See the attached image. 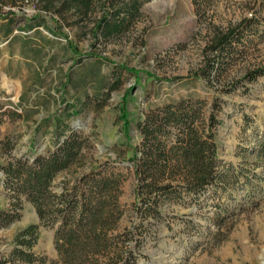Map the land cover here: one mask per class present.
Segmentation results:
<instances>
[{"label":"rangeland","instance_id":"rangeland-1","mask_svg":"<svg viewBox=\"0 0 264 264\" xmlns=\"http://www.w3.org/2000/svg\"><path fill=\"white\" fill-rule=\"evenodd\" d=\"M102 1H95L87 24H68L52 10L56 0L0 3V139L9 137L13 153L31 154L53 147L71 127L82 129L93 145L84 150L83 162L59 172L55 181L110 160L123 178L121 225H131L138 221L128 160L129 145L141 138L137 117L156 102L180 96L218 97L219 155L232 163L238 178L226 187L206 188L200 203H167L161 218H146L137 264H264V156L258 152L264 143V74L241 79L264 61V0H147L129 29L107 40L90 29ZM244 16H255L260 29L208 82L198 73L208 43ZM88 51L110 60L83 56ZM116 62L135 72L122 71ZM68 71L73 79L87 73L77 82L78 91L73 82L65 84ZM113 71L121 82L105 104L85 105L79 113L67 109V101L79 106L78 97L92 92V81H111ZM4 157L0 153V162ZM1 190L0 185L4 207ZM32 221H37L33 206L22 199L20 216L0 227V252ZM53 236L51 225H39L34 249L44 256L43 264H61Z\"/></svg>","mask_w":264,"mask_h":264},{"label":"trees","instance_id":"trees-1","mask_svg":"<svg viewBox=\"0 0 264 264\" xmlns=\"http://www.w3.org/2000/svg\"><path fill=\"white\" fill-rule=\"evenodd\" d=\"M95 1L56 0L52 10L68 24H87ZM145 1L103 0L101 13L90 26L92 34L105 40L123 34L140 14ZM257 22L255 16H244L215 34L206 47L208 52L198 73L210 82L211 76L226 68L241 50L249 34L258 32ZM84 54L110 60L93 51ZM116 65L122 71L135 72L132 67L117 62ZM262 74L264 61L248 69L241 79L253 81ZM86 75L73 79L68 71L65 84L73 82L78 91L77 82L84 81ZM112 75L111 81L105 78L92 81L95 83L92 92L86 90L78 97L79 106L67 101V109L79 113L85 105L105 104L110 92L121 82L120 74L113 71ZM237 81L225 88L232 89ZM221 109L218 97L210 100L190 94L156 102L137 117L141 138L129 145L132 154L128 160L132 161L136 180L133 211L138 221L124 226L122 173L110 160L84 169L71 179L55 181L59 172L83 162L84 150L93 145L82 129L71 127L57 136L53 147L31 154L13 153L14 143L7 135L3 136L0 153L5 157L0 162V185L7 204L0 207V227L20 216L22 199L31 203L37 221L28 222L15 232L12 245L0 252V264L44 263V256L34 249L39 225L54 228V245L61 264H137L146 218H161L162 207L167 203H200L206 188L226 187L230 180L238 178L232 163L219 155L216 127L221 122L218 117ZM121 116L128 127L130 120L125 110ZM258 152L264 156L263 142Z\"/></svg>","mask_w":264,"mask_h":264}]
</instances>
